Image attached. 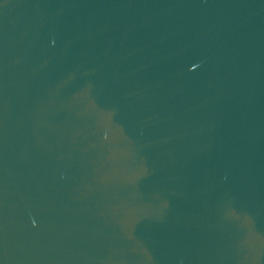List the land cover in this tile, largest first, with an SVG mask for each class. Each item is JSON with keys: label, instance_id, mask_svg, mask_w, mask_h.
<instances>
[{"label": "water", "instance_id": "95a60500", "mask_svg": "<svg viewBox=\"0 0 264 264\" xmlns=\"http://www.w3.org/2000/svg\"><path fill=\"white\" fill-rule=\"evenodd\" d=\"M0 264H264V0H0Z\"/></svg>", "mask_w": 264, "mask_h": 264}]
</instances>
